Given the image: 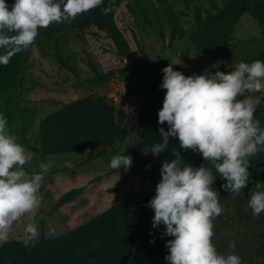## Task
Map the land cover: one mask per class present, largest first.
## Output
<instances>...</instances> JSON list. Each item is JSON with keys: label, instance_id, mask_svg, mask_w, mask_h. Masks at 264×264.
<instances>
[{"label": "rangeland", "instance_id": "rangeland-1", "mask_svg": "<svg viewBox=\"0 0 264 264\" xmlns=\"http://www.w3.org/2000/svg\"><path fill=\"white\" fill-rule=\"evenodd\" d=\"M223 6V0H127L119 8L115 21L130 46V62L119 54L106 33L96 30L47 37L31 48L15 94L16 118L8 131L32 153V159L23 166L29 175L40 171L41 162L51 161L52 167L41 182L39 208L14 223L7 242H23L24 228L30 223H35L39 232L36 242L61 237L104 211L124 204L137 191L155 194L162 162L175 158L164 152L154 156L132 130L142 101L141 92L147 78L169 63L186 76L204 74L205 70L193 71V54L187 55L198 29L195 18L199 13L217 12ZM182 33L184 37L178 38ZM234 37L219 65L208 71L228 72L240 62L264 61V27L251 15L242 17ZM87 97L113 101L122 127L115 146L43 156L41 121ZM263 108L264 105L257 111ZM116 154L132 158V167L127 172L108 166ZM66 161L71 162V168L64 166ZM183 161L187 163L181 159V166ZM149 164L151 168H146ZM72 190H78L74 200L59 204ZM249 197L232 204L220 203L227 209L214 222V246L219 253L227 254L232 251L229 242H235L234 252L240 256L241 264H264V212L253 216L247 206Z\"/></svg>", "mask_w": 264, "mask_h": 264}, {"label": "clouds", "instance_id": "clouds-1", "mask_svg": "<svg viewBox=\"0 0 264 264\" xmlns=\"http://www.w3.org/2000/svg\"><path fill=\"white\" fill-rule=\"evenodd\" d=\"M102 3L13 0L9 6L0 0V65H7L13 55L32 45L40 28L71 23ZM161 71L159 87L166 91L158 123H166L167 130L159 128L162 142L152 145L149 152L158 157L170 145V137L178 138L179 148L200 154L209 165L193 167L183 161L181 166L177 158L161 164L155 195L145 206L154 212L152 228L163 226L160 238H174L165 243L168 254L164 259L167 264H241L235 242H229L232 251L227 254L219 253L212 243V220L223 211L212 185L219 176L225 181L221 185L225 191L239 194L250 182L249 157L264 151V127L254 118L264 105V61L240 62L232 71L206 69L204 74L189 76L174 70L172 63ZM7 125V117L0 113V246L7 242L14 223L39 208L41 182L52 167L51 161L41 162L40 171L29 175L23 166L32 153L17 142ZM132 163L130 156L116 154L108 166L127 172ZM64 166L72 164L66 161ZM249 192L247 206L253 216H259L264 212V190ZM38 236L36 224H27L24 246L34 247ZM154 242L155 238L150 241Z\"/></svg>", "mask_w": 264, "mask_h": 264}, {"label": "trees", "instance_id": "trees-1", "mask_svg": "<svg viewBox=\"0 0 264 264\" xmlns=\"http://www.w3.org/2000/svg\"><path fill=\"white\" fill-rule=\"evenodd\" d=\"M126 1L103 0L98 7L78 15L71 23H52L47 28H40L32 45L13 55L7 65H0V113L7 117V128L17 114L15 94L22 80L23 62L31 48L47 37L92 30L104 32L114 42L119 54L127 62L131 61L130 46L115 21L119 8ZM223 1V8L217 12L207 11L205 15H196L198 29L192 39L193 48L187 52V55L193 54L192 69L195 72L219 65L235 40V28L244 15H251L264 27V0ZM6 2L10 6L13 0ZM183 37L182 33L178 38ZM62 64L68 67L64 61ZM162 76L161 71L147 78L132 124V130L150 149L152 145L162 142L159 128L165 127L167 130L166 123H158V111L162 108L166 91L159 87ZM254 118L264 127V108L256 111ZM121 129L112 100L105 97L79 99L41 121V153L43 156H56L111 148L117 143ZM164 153L195 167L201 164L209 166L200 154L179 148L178 138L170 137V145ZM249 163L250 182L239 194L225 191L221 187L225 181L218 176V181L212 187L218 192L220 203L232 204L250 196L249 189L264 190V151L249 157ZM257 184L259 189L256 188ZM77 194L78 190H72L62 197L59 204L71 203ZM154 195L150 191H137L124 204L104 211L69 234L42 239L34 247H25L23 242H6L0 246V264H130L135 247L132 264H167L164 259L168 254L165 243L174 238H160L162 225L159 229L152 228L154 212L145 205ZM222 209L225 211L227 208ZM217 217L212 220L213 232L216 231L214 222ZM153 238L155 242L150 243ZM212 243H215L213 237Z\"/></svg>", "mask_w": 264, "mask_h": 264}, {"label": "water", "instance_id": "water-1", "mask_svg": "<svg viewBox=\"0 0 264 264\" xmlns=\"http://www.w3.org/2000/svg\"><path fill=\"white\" fill-rule=\"evenodd\" d=\"M146 221V220H145ZM145 222H142V224H144ZM141 224V225H142ZM135 252H136V247H135V250H134V253H133V256H132V259H131V262H130V264H132L133 263V261H134V255H135Z\"/></svg>", "mask_w": 264, "mask_h": 264}]
</instances>
